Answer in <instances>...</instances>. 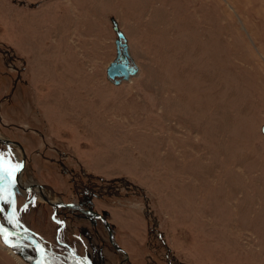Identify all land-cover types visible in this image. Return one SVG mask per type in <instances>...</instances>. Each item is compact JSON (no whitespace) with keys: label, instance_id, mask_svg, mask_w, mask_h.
<instances>
[{"label":"rangeland","instance_id":"obj_1","mask_svg":"<svg viewBox=\"0 0 264 264\" xmlns=\"http://www.w3.org/2000/svg\"><path fill=\"white\" fill-rule=\"evenodd\" d=\"M0 102V264H264V0H0Z\"/></svg>","mask_w":264,"mask_h":264},{"label":"water","instance_id":"obj_2","mask_svg":"<svg viewBox=\"0 0 264 264\" xmlns=\"http://www.w3.org/2000/svg\"><path fill=\"white\" fill-rule=\"evenodd\" d=\"M111 23L113 26V31L116 34V39L114 41L116 54H115V58L106 67L105 73H106V79L113 85L117 86L120 85L122 82L129 81L131 77H134L138 73V66L129 54L126 38L124 34L120 31L117 22L112 19ZM261 132L264 134V125L261 127ZM0 143L3 145H9V144L16 145L20 149H22L21 145L18 142H14L11 140L0 139ZM24 158H22L20 168L16 173L17 177L21 173L23 169V165L25 164ZM35 186L39 189H42L40 185H35ZM27 188L28 187H26L25 189ZM41 195H42V199H44L48 204H50L54 208L57 207V205L52 204L44 194ZM67 206L74 208V206L72 205H67ZM0 233H15L20 236L27 237V235L23 234L22 232L19 231L9 232L8 230H5L3 228H0ZM30 240L36 243L40 248V257L37 260L38 262L42 259L43 247L35 239L30 237Z\"/></svg>","mask_w":264,"mask_h":264},{"label":"bare ground","instance_id":"obj_3","mask_svg":"<svg viewBox=\"0 0 264 264\" xmlns=\"http://www.w3.org/2000/svg\"><path fill=\"white\" fill-rule=\"evenodd\" d=\"M20 149V148H19ZM20 151H21V154H22V158H24V156H25V154L23 153V149H20ZM25 159V158H24ZM21 162H19V164H20ZM21 165V164H20ZM33 187H36V186H33ZM37 188V187H36ZM39 191H42V189H39V188H37ZM43 194V193H42ZM41 197H42V195H41ZM49 200V199H48ZM50 201V200H49ZM51 202V201H50ZM52 203V202H51ZM35 264H37V263H35Z\"/></svg>","mask_w":264,"mask_h":264},{"label":"crops","instance_id":"obj_4","mask_svg":"<svg viewBox=\"0 0 264 264\" xmlns=\"http://www.w3.org/2000/svg\"><path fill=\"white\" fill-rule=\"evenodd\" d=\"M0 106H1V102H0ZM15 127H18V128H20V129H22V130H24V131H26L23 127H20V126H15ZM43 193V192H42ZM44 194V193H43ZM45 195V194H44ZM113 234V233H112ZM115 235H116V232H115ZM109 236H111V235H109ZM117 248V247H116ZM118 249V248H117ZM118 250H121V249H118ZM127 250V249H126ZM121 252V251H120Z\"/></svg>","mask_w":264,"mask_h":264},{"label":"snow or ice","instance_id":"obj_5","mask_svg":"<svg viewBox=\"0 0 264 264\" xmlns=\"http://www.w3.org/2000/svg\"><path fill=\"white\" fill-rule=\"evenodd\" d=\"M0 170H2V168H0ZM0 238H4L5 242H7V238L3 236V233H0Z\"/></svg>","mask_w":264,"mask_h":264}]
</instances>
